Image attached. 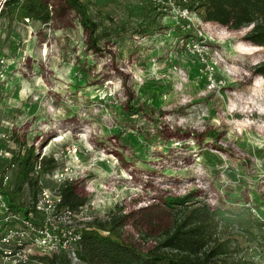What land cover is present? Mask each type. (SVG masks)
<instances>
[{"label": "rangeland", "instance_id": "374dc122", "mask_svg": "<svg viewBox=\"0 0 264 264\" xmlns=\"http://www.w3.org/2000/svg\"><path fill=\"white\" fill-rule=\"evenodd\" d=\"M88 1L98 50L72 11L47 23L0 14L5 148L18 151L16 135L57 157L89 198L71 225L87 229L119 206L124 235L143 249L155 238L140 232L171 224L165 196L197 190L211 207L264 218V75L253 72L264 46L244 40L250 26L204 21L172 0ZM238 239L242 259L264 264V247Z\"/></svg>", "mask_w": 264, "mask_h": 264}, {"label": "trees", "instance_id": "16d2710c", "mask_svg": "<svg viewBox=\"0 0 264 264\" xmlns=\"http://www.w3.org/2000/svg\"><path fill=\"white\" fill-rule=\"evenodd\" d=\"M172 1L181 8L194 11L204 21L234 30L250 26L243 36L244 40L264 46V0ZM163 4L155 5L151 13L163 7ZM88 6V0H60L58 7L52 6L49 0H5L0 14L4 16L11 13L18 18L26 17L47 23L58 12L64 16L72 11L86 31L87 47L98 50V23L90 16ZM147 18L150 19V15ZM253 72L264 75V60L253 67ZM137 113L138 107H128L127 115ZM12 136L19 144V149L12 158L0 159V168L11 162L15 164L3 193L9 208L24 216L33 207L40 189L38 177L30 175L37 154L33 146L27 147L16 135ZM208 138H216L215 132L209 131ZM56 165L53 156L42 157L44 173L50 172ZM199 196L197 190H189L181 196H165L163 206L171 214V224L161 227L157 234L140 232L142 239L149 236L155 238V244L146 249L132 241L130 236L124 235L129 213H122L121 207L118 206V212H111L105 219H94L89 228L80 230V238L76 243L79 264H255L242 259L238 237H244L248 242L255 241L258 246L264 247L262 222L247 215L243 209L211 207ZM88 201V196L76 190L74 182H67L61 187L58 209L76 213ZM152 226L158 227L155 224ZM28 262L71 264L65 252L49 255L40 254L37 250L29 255Z\"/></svg>", "mask_w": 264, "mask_h": 264}, {"label": "built area", "instance_id": "2783aa9c", "mask_svg": "<svg viewBox=\"0 0 264 264\" xmlns=\"http://www.w3.org/2000/svg\"><path fill=\"white\" fill-rule=\"evenodd\" d=\"M4 1H0V5ZM182 10L187 11L185 8ZM9 141L10 135L0 131V159L13 157V147L5 148ZM42 157L41 154L33 159L30 175L38 177L40 189L33 207L24 216L9 208L3 193L15 164L11 162L0 168V264H28L29 255L35 250L49 255L65 252L71 264H79L76 243L80 238V230L71 225V219L78 217L84 207L76 213L58 209L61 187L67 182H73V172L70 167L58 164L57 157L53 155L57 165L50 172L44 173ZM46 178L51 180L52 187L45 184ZM252 212L255 213L253 209ZM255 215L264 225V218Z\"/></svg>", "mask_w": 264, "mask_h": 264}, {"label": "bare ground", "instance_id": "6f19581e", "mask_svg": "<svg viewBox=\"0 0 264 264\" xmlns=\"http://www.w3.org/2000/svg\"><path fill=\"white\" fill-rule=\"evenodd\" d=\"M60 139H62V136L59 135V136L55 137L54 139H52L51 143L58 142Z\"/></svg>", "mask_w": 264, "mask_h": 264}]
</instances>
